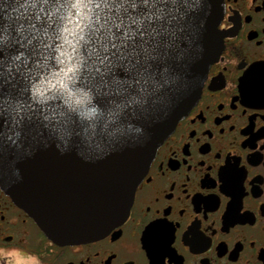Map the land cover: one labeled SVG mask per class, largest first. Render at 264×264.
I'll return each instance as SVG.
<instances>
[{"label": "flooded vegetation", "instance_id": "obj_1", "mask_svg": "<svg viewBox=\"0 0 264 264\" xmlns=\"http://www.w3.org/2000/svg\"><path fill=\"white\" fill-rule=\"evenodd\" d=\"M223 49L126 221L51 242L0 190V264H264V0H223Z\"/></svg>", "mask_w": 264, "mask_h": 264}, {"label": "clouds", "instance_id": "obj_2", "mask_svg": "<svg viewBox=\"0 0 264 264\" xmlns=\"http://www.w3.org/2000/svg\"><path fill=\"white\" fill-rule=\"evenodd\" d=\"M185 5L12 0L0 26V63L4 71L19 65L24 81L22 92L0 96V116L13 125L7 139L20 138L27 123L46 129L65 149L78 137L83 150L98 151L143 134L134 121L164 100L171 81L161 82V65L178 38Z\"/></svg>", "mask_w": 264, "mask_h": 264}, {"label": "water", "instance_id": "obj_3", "mask_svg": "<svg viewBox=\"0 0 264 264\" xmlns=\"http://www.w3.org/2000/svg\"><path fill=\"white\" fill-rule=\"evenodd\" d=\"M11 3L0 0V26ZM181 10L178 38L161 65V82L171 81L163 89L164 100L147 117L134 121L143 126V134L114 141L98 151L83 150L74 137L65 149L34 124H24L20 138L7 139L13 125L7 116H0V134H4L0 190L54 244L94 242L121 226L158 149L197 102L207 73L223 49L219 26L224 2L186 0ZM8 72L4 71L5 78Z\"/></svg>", "mask_w": 264, "mask_h": 264}, {"label": "snow or ice", "instance_id": "obj_4", "mask_svg": "<svg viewBox=\"0 0 264 264\" xmlns=\"http://www.w3.org/2000/svg\"><path fill=\"white\" fill-rule=\"evenodd\" d=\"M3 56H4V52H3ZM13 69L14 71H12ZM23 81H24V76L20 70L19 65L11 67L7 74V78H5V73L3 71V64L0 63V96L4 95L6 92H14V93L22 92Z\"/></svg>", "mask_w": 264, "mask_h": 264}]
</instances>
